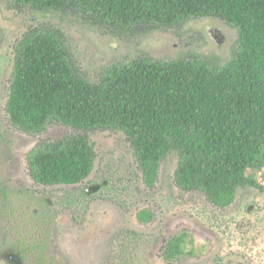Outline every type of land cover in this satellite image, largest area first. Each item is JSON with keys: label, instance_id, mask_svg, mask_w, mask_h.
Wrapping results in <instances>:
<instances>
[{"label": "trees", "instance_id": "obj_1", "mask_svg": "<svg viewBox=\"0 0 264 264\" xmlns=\"http://www.w3.org/2000/svg\"><path fill=\"white\" fill-rule=\"evenodd\" d=\"M17 8L74 13L118 36L218 18L237 30L232 56L214 64L200 56L149 55L107 68L97 82L76 66L63 31L30 28L15 46L7 112L27 133L51 124L78 134L41 141L28 154L32 178L77 184L94 169L89 133L121 131L144 183L177 157L174 180L215 205H230L240 186L264 188V0H12ZM178 241L184 240L178 238Z\"/></svg>", "mask_w": 264, "mask_h": 264}, {"label": "rangeland", "instance_id": "obj_2", "mask_svg": "<svg viewBox=\"0 0 264 264\" xmlns=\"http://www.w3.org/2000/svg\"><path fill=\"white\" fill-rule=\"evenodd\" d=\"M42 25L55 26L63 31L76 66L91 82H97L101 74L112 65L129 62L143 55L161 60L197 55L214 64H221L232 56L238 40L236 29L213 17L194 18L178 27L161 28L147 34L128 37L110 33L104 27L92 25L84 21L81 16L71 12L66 14L54 10L36 12L28 7L17 8L13 6L12 0H0V40L4 34L7 35L4 48L10 61L7 69L8 78L13 68L16 42L30 27ZM7 84L9 85V82ZM8 94L9 89L6 90V100ZM2 111L3 115L4 113L8 115L4 108ZM78 133L61 124H51L42 133H27L12 126L11 141L16 148L17 161L16 164L11 162L14 166L12 168L8 167L10 161L5 162L7 165L2 171L5 185H11L10 188L16 189L19 186L18 180L25 179V177L30 178L27 155L41 141H56ZM89 139L96 153L94 169L82 185L63 188L64 191L78 193L84 186L90 185L95 178L101 175L112 178V190L116 189L119 196L117 193H111L112 197L107 195L100 200L94 199L90 208L87 209L88 213L85 212L84 217H77L81 223L77 222L75 215L69 212L62 213L57 226L62 244L59 243V247L66 258H70L76 264H101V261L98 262L97 259L91 260L90 256L84 258L83 252L94 245L100 253L108 252L114 241L115 232L128 224L139 232L153 234L157 238V244L154 242L155 245L151 246L143 264H166L160 259L162 242L181 229H188L192 233L196 253L194 257H189L188 260L179 262V264H188V262L206 264L205 262L210 259L211 261L216 260V264L244 263L243 259L234 252L232 254L227 251L228 246L224 250L226 240L219 231H215L204 223L205 226L202 221L197 220L195 214L191 213L202 207L206 213L216 217L242 213L244 203L251 197L264 204V191L253 187L242 188L238 191L236 203L231 207L215 208L201 192H182L177 187L174 182V172L177 166L175 155L167 157L162 162L158 183L154 189L149 190L141 182L136 157L125 133L98 130L90 132ZM28 182L29 185L34 186L32 179ZM259 182L264 183V176L260 175ZM169 196H172L173 201L176 200L180 208L177 212L165 216L164 219V213L157 199L161 198L160 202H163ZM116 202L120 208L117 207ZM144 207L154 208L155 216L157 215L154 222L149 224L138 222L137 211ZM83 223L88 226L86 229L88 233L85 236L87 238L79 244V241H74V239L84 233L77 232L78 229H72V227L73 224ZM253 223L255 221L246 217L239 218L231 237L236 234L249 235L254 226ZM259 224L264 227L262 220ZM70 232H74L76 238L69 235ZM8 235L0 221V247L7 241ZM10 240L9 237L8 241ZM0 264L6 263L0 261Z\"/></svg>", "mask_w": 264, "mask_h": 264}, {"label": "flooded vegetation", "instance_id": "obj_3", "mask_svg": "<svg viewBox=\"0 0 264 264\" xmlns=\"http://www.w3.org/2000/svg\"><path fill=\"white\" fill-rule=\"evenodd\" d=\"M33 17L35 20V16ZM6 36L7 35L4 34L0 40V221L9 235L7 241L0 247V261H4L6 264H14L13 257L17 255L22 264H76L70 258H66L65 254L59 247L60 231L57 223L62 213L69 212L71 215H75L76 218L78 216L84 217L83 214L85 212L88 213L87 209L88 207L90 208L94 199L100 200L107 195L112 197V195H110L111 193H117V196H119V192H116V189L115 191L112 190L113 181L111 177H103L101 175L95 178L90 185L84 186L78 193L66 192L63 188L79 184L82 185L91 174L77 184H40L36 182L30 174L28 155L27 165L30 176L29 179H32L34 186L28 184L29 179H26V177L25 179L22 178L17 181L19 186L16 189L10 188L11 185H5L2 176V171L4 170L5 165H7L5 162L10 161L8 163L10 166L8 167L12 168L14 166L11 162L16 164L17 161V154L15 153L16 148L11 141V128L12 126H15L11 123L6 109L14 68L15 47L13 68L10 78H8L7 69L10 66V61L6 56V49L4 48V43L7 38ZM7 82H9V85ZM7 89H9V94L6 100L5 95ZM3 108L8 114L7 116L5 113L3 115ZM15 128L17 129V127ZM137 166L140 170L141 182L144 187L149 190L154 189L158 183L159 175L155 183L152 186H149L143 181L142 172L138 163ZM260 185L264 186V183H260ZM247 187H253L264 191V188L240 186L237 190L234 201L225 207L215 205L208 200L205 195L204 196L211 206L218 209H227L236 203L238 191ZM171 197L172 196H169V198L163 202H160L161 198L157 199V202L164 213V219L165 216L177 212L180 208V205L176 203V200L173 201ZM116 204L117 207L120 208L117 202ZM243 206L242 213L239 212L234 215L216 217L212 214L210 215L206 213L203 207L191 214H195L198 221L200 220L203 224L205 223L215 231H219L223 235V239L226 240L224 250L228 246L229 249H227V251L232 254L234 252L235 255L241 257L244 261L242 264H264V227H261L259 224L261 220L262 223H264V204L262 201L251 197L247 199ZM156 216L154 208L144 207L137 211L136 219L140 223L149 224L155 221ZM245 217L255 221V223H253L254 226H252L253 228L250 231L251 233L249 235L236 234V236L231 237L234 233L233 230L236 222L239 218ZM77 222L81 223V220H78L77 218ZM72 229H78L77 232L84 233V235L76 238L75 233L70 232L69 235L76 238L74 241L77 240L80 244L82 240L87 238L85 236H87L88 233L86 230L88 229V226H85L84 223L73 224ZM152 235L139 232L127 224L125 227H122L115 232L114 241L108 252L100 253L97 246L94 245L93 247L86 249L82 255L84 258L90 256L91 260L97 259L98 262L101 261V264H103V261L104 264H143V261H145L146 256L151 250V246L154 242L157 244L156 236ZM9 237L11 238L10 241H8ZM178 238H183L184 240L178 241ZM194 243L192 233L188 229H181L163 240L160 247V259L166 264L182 263L183 261L188 260L189 257L195 256L194 254L196 253V250ZM205 263L216 264L217 262L214 259L212 261L210 259ZM188 264H199V262H188ZM227 264L236 263L229 262Z\"/></svg>", "mask_w": 264, "mask_h": 264}, {"label": "water", "instance_id": "obj_4", "mask_svg": "<svg viewBox=\"0 0 264 264\" xmlns=\"http://www.w3.org/2000/svg\"><path fill=\"white\" fill-rule=\"evenodd\" d=\"M13 259H14L13 260L14 261V264H22L19 256L16 255V256L13 257Z\"/></svg>", "mask_w": 264, "mask_h": 264}]
</instances>
